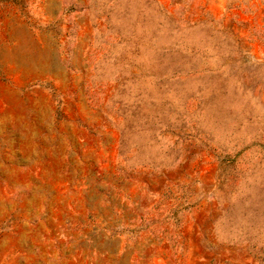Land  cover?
<instances>
[{
	"label": "rangeland",
	"instance_id": "rangeland-1",
	"mask_svg": "<svg viewBox=\"0 0 264 264\" xmlns=\"http://www.w3.org/2000/svg\"><path fill=\"white\" fill-rule=\"evenodd\" d=\"M0 264H264V0H0Z\"/></svg>",
	"mask_w": 264,
	"mask_h": 264
}]
</instances>
